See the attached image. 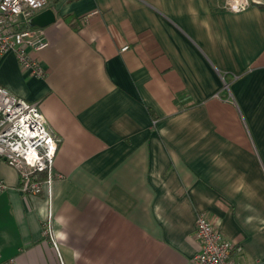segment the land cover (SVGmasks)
I'll use <instances>...</instances> for the list:
<instances>
[{
  "label": "crops",
  "instance_id": "crops-1",
  "mask_svg": "<svg viewBox=\"0 0 264 264\" xmlns=\"http://www.w3.org/2000/svg\"><path fill=\"white\" fill-rule=\"evenodd\" d=\"M229 2L50 0L36 13L54 17L33 26L45 76L8 52L0 87L38 103L59 142L49 193L24 194L0 158V261L188 264L203 213L237 264H264V0Z\"/></svg>",
  "mask_w": 264,
  "mask_h": 264
},
{
  "label": "built area",
  "instance_id": "built-area-1",
  "mask_svg": "<svg viewBox=\"0 0 264 264\" xmlns=\"http://www.w3.org/2000/svg\"><path fill=\"white\" fill-rule=\"evenodd\" d=\"M230 9L242 10L248 0H229ZM50 0H0V57L15 54L20 67L33 77H44L45 71L31 52L48 46L40 28L29 25ZM127 47L122 48L125 51ZM59 140L51 134L40 112L38 103L28 102L0 87V158L19 174L20 190L37 196L43 190L51 192L52 167ZM0 184V189L2 188ZM47 189H44V188ZM49 199L51 195L48 194ZM42 235L57 250L51 221L42 225ZM195 237L200 242L198 251L188 264H237L234 256L240 248L225 240L212 219L203 213L195 218ZM0 264H16L14 259Z\"/></svg>",
  "mask_w": 264,
  "mask_h": 264
},
{
  "label": "water",
  "instance_id": "water-1",
  "mask_svg": "<svg viewBox=\"0 0 264 264\" xmlns=\"http://www.w3.org/2000/svg\"><path fill=\"white\" fill-rule=\"evenodd\" d=\"M54 21L53 13L51 11H43L39 14L34 15L30 21L29 25L31 27L37 26V27H43L46 24L52 23Z\"/></svg>",
  "mask_w": 264,
  "mask_h": 264
}]
</instances>
